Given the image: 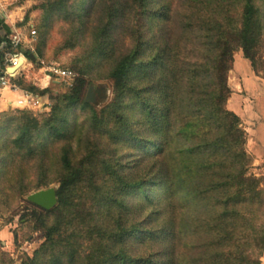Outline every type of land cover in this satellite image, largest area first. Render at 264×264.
<instances>
[{"label": "trees", "instance_id": "obj_1", "mask_svg": "<svg viewBox=\"0 0 264 264\" xmlns=\"http://www.w3.org/2000/svg\"><path fill=\"white\" fill-rule=\"evenodd\" d=\"M176 1L92 0L84 21L107 9L89 52L110 63L114 91L99 112L84 96L91 62L73 65L77 79L47 112L0 115V201L57 185L53 209L25 202L19 223L44 242L22 264H260L264 174L228 108V74L241 51L264 80L263 1L182 0V15ZM10 83L50 93L23 75ZM26 233L13 231L14 246ZM11 258L0 250V264Z\"/></svg>", "mask_w": 264, "mask_h": 264}, {"label": "rangeland", "instance_id": "obj_2", "mask_svg": "<svg viewBox=\"0 0 264 264\" xmlns=\"http://www.w3.org/2000/svg\"><path fill=\"white\" fill-rule=\"evenodd\" d=\"M262 1L263 6L261 9L264 13V0ZM91 2L92 0H4L3 2L5 5H7V12L13 13L11 14L12 17L10 20L13 21L15 26L24 22V26L22 27L23 30H26V32H28L32 28L35 30L36 36L34 53L39 40H42V42L44 43V56L38 58L35 64L30 63L14 74L15 78L19 75H23L28 83L34 84L40 90H50V93L44 96L36 95L37 97L42 98L44 102L48 101L50 104H52V96L55 97L63 95L70 88L64 86L57 79L50 78L46 80L42 69H44L48 65L57 64L61 68L71 70L75 75V82L78 77V73L73 69V65H90L91 62H94V65L92 68H89V73L91 74L85 76L88 85L85 90L84 96H86L87 91L90 87L99 88L105 91V98L103 100L97 99V106L93 105L94 109L98 112L107 104H109L113 99V84L112 81L107 78L108 72L111 67L110 63H106L104 61L98 62L96 60V56H94L95 61H92L93 56L89 52L90 49L88 47V43L90 42V45L93 49L91 42L92 36L94 34V28L102 19L107 6L104 2H99V5L97 4L92 9L91 19H89L88 21H84L83 15L88 10ZM59 8L61 11H59ZM72 9H76V13L74 15H72ZM65 10L68 12V14L66 15L62 14L65 12ZM174 11L177 13V15H182L184 12H186V6L184 5L182 0L176 1L174 5ZM29 26H31L32 28H29ZM262 43L263 45L258 51V56L263 61L264 37ZM20 52L26 53V50H22ZM28 61L29 60H27V63ZM233 68L234 73L231 74L230 72L233 70ZM239 68L242 69L239 70ZM231 71L228 74V82L229 78L231 80L230 85L228 84L230 88H233L232 82L235 79L241 78L242 80H244L248 76V74L251 73L249 63L243 58V54L241 51H238L236 55H234V64ZM258 76L261 78L263 76V72L259 73ZM254 82L256 81L254 80ZM258 83L259 84L254 86L255 89H253L252 91L257 94L260 93L259 95H261V93H264V88L261 86L263 85V82ZM7 101H11L13 105L7 106ZM3 103L5 106L3 112H1L0 115L9 111H25L15 106L14 99L11 97L10 93H6ZM241 107L242 100L238 99V97L234 95L229 101L228 108L231 110H235V112H238ZM43 112L45 111H38L33 113L35 115H38ZM263 115L264 105L261 101L255 104L254 110L250 114V125L252 126L253 124V126H255L254 130L258 131L260 127L264 129V124H262L261 121L257 122L258 117H261ZM262 136H264V132ZM51 187L56 189L57 185L54 184L49 188ZM9 194L10 193L7 192V195ZM27 196L23 197L21 201L16 202L12 207L10 206V208H8V206H6L4 202L0 201V225L6 226L4 228H7L8 230L3 231L2 235L4 237H6L8 232H10L11 235L13 231H16L17 234L28 232V230L23 228L19 223L20 216L23 217L27 215V206L25 204ZM11 235H9L8 238H12L10 237ZM29 235L30 234L26 233L23 236V239H21L23 240L22 242L19 239V245L14 246L13 243L10 251L8 252V254L12 257L11 259L13 264H22L25 260V254L28 256H32L33 252L39 248L41 243L44 242V235L41 232L33 233L31 234V236ZM26 237H30V239L26 241ZM5 240L7 239L5 238ZM4 247L5 246H3L2 249H4Z\"/></svg>", "mask_w": 264, "mask_h": 264}, {"label": "built area", "instance_id": "obj_3", "mask_svg": "<svg viewBox=\"0 0 264 264\" xmlns=\"http://www.w3.org/2000/svg\"><path fill=\"white\" fill-rule=\"evenodd\" d=\"M29 28L32 27L29 26ZM35 36L36 32L33 28L28 32L23 31V29L13 28L9 32V35L0 40V51H5L4 62L6 65V70L0 72V103L4 100L6 93L17 94L18 96L14 100L17 108L30 112H42L49 110L51 104L48 101L44 102L42 98L26 93L12 85L10 79L14 75L7 73L8 68L19 67L18 70H20L30 64L29 61L27 63L28 58L25 53H21L20 51L26 50V53L29 52L30 55H34ZM42 71L46 79H57L67 88L73 86L75 75L69 69L61 68L57 64H51L42 69ZM12 105L11 101H7V106Z\"/></svg>", "mask_w": 264, "mask_h": 264}, {"label": "crops", "instance_id": "obj_4", "mask_svg": "<svg viewBox=\"0 0 264 264\" xmlns=\"http://www.w3.org/2000/svg\"><path fill=\"white\" fill-rule=\"evenodd\" d=\"M3 2L4 0H0V30L11 32L13 28H16L13 21L10 20L12 17L11 14L13 13L7 12V7H6L7 5H5ZM23 31H26V30H23ZM241 69L242 68H239V70ZM230 73L231 74L234 73V68ZM249 78L250 79L253 78V79H251L250 81ZM254 80L256 82H254ZM230 82L231 80L229 78V82H228L229 85H230ZM258 82H263L262 83L263 85L261 86L264 88V80L259 77H256L251 71V73H249L248 76L244 80H242L241 78L235 79L232 82L233 88L232 87L230 88L229 85L228 86L233 92V96L236 95L238 99L242 100L241 109L238 110V112H235V110H232V111H234L237 115L240 116L243 122L244 130L247 133V152L249 153V155L251 156L253 160V168H254L253 172L256 174H259V173L264 174V136H262L264 129L260 127L258 131H256L254 130L255 126H253V124L252 126L250 125V120H251L250 114L253 112L255 104L262 101L264 105V93H261V95H259L260 93L257 94V93H254V91H252L253 89H255L254 86L259 84ZM17 96H18L17 94L16 95L11 94V97L14 100L15 98H17ZM4 106L5 105L2 101L0 103V113L3 112ZM260 121L262 122V124H264V115L261 117H258L257 122H260ZM4 230L8 231L7 228H1V225H0V249L2 252L8 253L13 245V236L11 235L10 232H8L6 237H4L2 235ZM9 235H11L10 237L12 238H8ZM5 238L7 240H5ZM3 246H5L4 249H2ZM260 264H264V252L260 259Z\"/></svg>", "mask_w": 264, "mask_h": 264}, {"label": "water", "instance_id": "obj_5", "mask_svg": "<svg viewBox=\"0 0 264 264\" xmlns=\"http://www.w3.org/2000/svg\"><path fill=\"white\" fill-rule=\"evenodd\" d=\"M30 58L33 60V55H30ZM19 67L8 68L7 73L14 75ZM105 91L99 88L90 87L85 96V102L87 104L96 105L97 99L103 100L105 98ZM26 200L46 211L53 209L57 205L56 190L51 187L44 190H39L27 196Z\"/></svg>", "mask_w": 264, "mask_h": 264}]
</instances>
